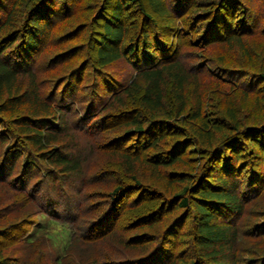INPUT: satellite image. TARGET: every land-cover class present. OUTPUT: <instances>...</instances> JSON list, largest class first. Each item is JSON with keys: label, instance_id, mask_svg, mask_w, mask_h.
Returning a JSON list of instances; mask_svg holds the SVG:
<instances>
[{"label": "trees", "instance_id": "16d2710c", "mask_svg": "<svg viewBox=\"0 0 264 264\" xmlns=\"http://www.w3.org/2000/svg\"><path fill=\"white\" fill-rule=\"evenodd\" d=\"M261 169L264 0H0V264H264Z\"/></svg>", "mask_w": 264, "mask_h": 264}, {"label": "rangeland", "instance_id": "374dc122", "mask_svg": "<svg viewBox=\"0 0 264 264\" xmlns=\"http://www.w3.org/2000/svg\"><path fill=\"white\" fill-rule=\"evenodd\" d=\"M263 170L261 169L260 170V174L262 175L263 174ZM78 181H75V182H73V184L75 185L76 183H77ZM90 188H93V189H95V188H97L95 185H92V186H90ZM82 193V192H81ZM90 201L88 200L87 202H86V205L85 206H89V203ZM64 235H66V232H64Z\"/></svg>", "mask_w": 264, "mask_h": 264}]
</instances>
